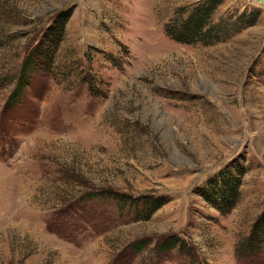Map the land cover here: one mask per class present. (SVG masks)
<instances>
[{
	"label": "rangeland",
	"instance_id": "rangeland-1",
	"mask_svg": "<svg viewBox=\"0 0 264 264\" xmlns=\"http://www.w3.org/2000/svg\"><path fill=\"white\" fill-rule=\"evenodd\" d=\"M203 1L0 0V264H264L238 253L264 220V5L217 0L225 38L170 39ZM60 12L52 66L19 92ZM242 13L254 23L233 33ZM236 168L223 215L199 191ZM128 195L164 205L142 219L117 210ZM173 236L181 249L159 253Z\"/></svg>",
	"mask_w": 264,
	"mask_h": 264
},
{
	"label": "trees",
	"instance_id": "trees-1",
	"mask_svg": "<svg viewBox=\"0 0 264 264\" xmlns=\"http://www.w3.org/2000/svg\"><path fill=\"white\" fill-rule=\"evenodd\" d=\"M217 0H205L203 2L197 3L190 11H185L180 13L176 19H173L168 23L165 28V33L168 37L178 43L182 44H194L203 43L211 44L220 41L225 38L228 33V25L220 20L218 24H212L211 15L215 8L217 7ZM62 13H57L54 18L52 26L46 27L43 30V37L39 38L36 46L30 51L29 55L26 57L24 68L21 73H19V81L17 83L19 92L25 87L26 80L29 79L32 71L39 72L42 69H49L53 62V50L49 47L57 43V34L62 30L63 25L67 22V16L61 15ZM254 23L253 18H248L245 13L239 14L236 20L231 24V29L233 33L241 29L252 26ZM232 33V32H231ZM55 46V45H54ZM85 79L87 76H85ZM87 82L89 91L94 95L93 83L90 80H85ZM96 96V95H94ZM242 169L236 168L233 171L226 169L225 174L222 178H217L214 180L209 179L208 185L209 189H202L200 196L204 201L210 205L215 211L221 214H226L234 207L235 203L239 199V188L240 179L244 175ZM220 184L215 185L216 182ZM110 193L106 194L109 196ZM122 196L121 209L117 208L118 211L122 209L134 207H141V212L143 218H148L150 214L154 213L160 207L164 205V201L159 197L150 195L148 197H138L133 199L132 195ZM93 197V196H89ZM105 197V196H101ZM89 199V198H88ZM92 199V198H90ZM143 204V206H141ZM131 205V206H130ZM254 228L252 229L249 236L243 240L242 244L238 248L239 255L244 258L251 254L252 257H260L264 254V220L262 217L257 221ZM138 251L145 247L142 242L133 245ZM177 247L179 250L182 247L181 241L177 238L169 237L164 240V242L158 247L159 253L165 254Z\"/></svg>",
	"mask_w": 264,
	"mask_h": 264
},
{
	"label": "water",
	"instance_id": "water-1",
	"mask_svg": "<svg viewBox=\"0 0 264 264\" xmlns=\"http://www.w3.org/2000/svg\"><path fill=\"white\" fill-rule=\"evenodd\" d=\"M251 1L258 3L260 5H264V0H251Z\"/></svg>",
	"mask_w": 264,
	"mask_h": 264
}]
</instances>
